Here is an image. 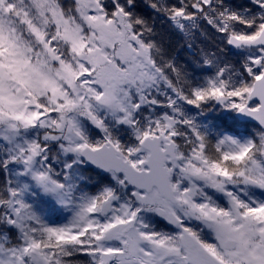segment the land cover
I'll return each mask as SVG.
<instances>
[{"label": "snow or ice", "instance_id": "1", "mask_svg": "<svg viewBox=\"0 0 264 264\" xmlns=\"http://www.w3.org/2000/svg\"><path fill=\"white\" fill-rule=\"evenodd\" d=\"M0 264H264V0H0Z\"/></svg>", "mask_w": 264, "mask_h": 264}, {"label": "trees", "instance_id": "2", "mask_svg": "<svg viewBox=\"0 0 264 264\" xmlns=\"http://www.w3.org/2000/svg\"><path fill=\"white\" fill-rule=\"evenodd\" d=\"M232 3L234 4H242L244 3V0H232ZM208 32V35L206 38H204L203 40H201L200 38H198L197 40V44L198 46H204L207 47L209 49L215 50L217 47V35L214 30H212L210 27H208L207 25L204 26ZM158 29L159 31H161V33L165 36L166 39H169L170 41V49L172 54H174L175 56H177V58L179 59V61L183 62L184 60H190L191 56L187 50V47L185 45V42L182 38H180L177 35H171L168 33L167 31V25L164 26H160L159 22H158ZM227 59L229 61H231L232 63H235L237 60L241 59L239 56L237 55H228ZM242 130V129H241ZM58 213L53 212L52 213V219L58 220Z\"/></svg>", "mask_w": 264, "mask_h": 264}, {"label": "rangeland", "instance_id": "3", "mask_svg": "<svg viewBox=\"0 0 264 264\" xmlns=\"http://www.w3.org/2000/svg\"><path fill=\"white\" fill-rule=\"evenodd\" d=\"M51 215H52V214H51ZM51 217H52V216H50V220H51V222H53V223H59V222H61V221H60V216H59V215H58V217H59L58 220H56L57 218H56L55 220H53Z\"/></svg>", "mask_w": 264, "mask_h": 264}]
</instances>
